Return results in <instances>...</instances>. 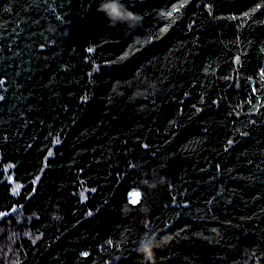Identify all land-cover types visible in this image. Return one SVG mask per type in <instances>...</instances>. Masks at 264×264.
Masks as SVG:
<instances>
[{"label": "trees", "instance_id": "obj_1", "mask_svg": "<svg viewBox=\"0 0 264 264\" xmlns=\"http://www.w3.org/2000/svg\"><path fill=\"white\" fill-rule=\"evenodd\" d=\"M100 3L0 0V264H264V0Z\"/></svg>", "mask_w": 264, "mask_h": 264}, {"label": "clouds", "instance_id": "obj_2", "mask_svg": "<svg viewBox=\"0 0 264 264\" xmlns=\"http://www.w3.org/2000/svg\"><path fill=\"white\" fill-rule=\"evenodd\" d=\"M98 11L105 15L110 26L115 27L118 24H126L129 27H136L140 23V18L133 12L127 10L121 3V0H101ZM140 200L142 199V193ZM144 250H148V245H144Z\"/></svg>", "mask_w": 264, "mask_h": 264}, {"label": "snow or ice", "instance_id": "obj_3", "mask_svg": "<svg viewBox=\"0 0 264 264\" xmlns=\"http://www.w3.org/2000/svg\"><path fill=\"white\" fill-rule=\"evenodd\" d=\"M140 201V194L139 192H134L131 196V203L136 204Z\"/></svg>", "mask_w": 264, "mask_h": 264}]
</instances>
